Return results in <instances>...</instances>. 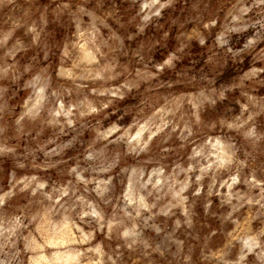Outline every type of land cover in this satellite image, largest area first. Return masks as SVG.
Instances as JSON below:
<instances>
[{
    "label": "rangeland",
    "instance_id": "374dc122",
    "mask_svg": "<svg viewBox=\"0 0 264 264\" xmlns=\"http://www.w3.org/2000/svg\"><path fill=\"white\" fill-rule=\"evenodd\" d=\"M0 264H264V0H0Z\"/></svg>",
    "mask_w": 264,
    "mask_h": 264
}]
</instances>
